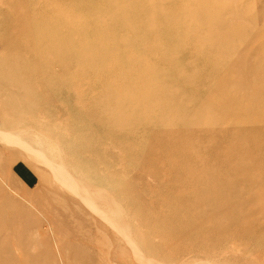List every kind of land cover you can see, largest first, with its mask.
Wrapping results in <instances>:
<instances>
[{
	"label": "rangeland",
	"instance_id": "obj_1",
	"mask_svg": "<svg viewBox=\"0 0 264 264\" xmlns=\"http://www.w3.org/2000/svg\"><path fill=\"white\" fill-rule=\"evenodd\" d=\"M0 264H264V0H0Z\"/></svg>",
	"mask_w": 264,
	"mask_h": 264
}]
</instances>
